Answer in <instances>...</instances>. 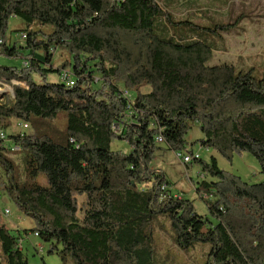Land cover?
Returning a JSON list of instances; mask_svg holds the SVG:
<instances>
[{
	"label": "trees",
	"instance_id": "trees-1",
	"mask_svg": "<svg viewBox=\"0 0 264 264\" xmlns=\"http://www.w3.org/2000/svg\"><path fill=\"white\" fill-rule=\"evenodd\" d=\"M10 18L24 23V44L8 42ZM169 23L195 25L158 0H0V55L21 60L0 63V194L61 264H162L158 228L181 250L207 244L201 264H264V178L245 182L192 150L245 151L264 174V73L210 65L212 46L170 35ZM55 51L67 55L59 64ZM12 119L31 130L7 133ZM193 127L202 136L188 141ZM162 149L211 178L196 191L212 195L201 198L212 220L152 167ZM16 231L0 217V264H29Z\"/></svg>",
	"mask_w": 264,
	"mask_h": 264
},
{
	"label": "rangeland",
	"instance_id": "rangeland-1",
	"mask_svg": "<svg viewBox=\"0 0 264 264\" xmlns=\"http://www.w3.org/2000/svg\"><path fill=\"white\" fill-rule=\"evenodd\" d=\"M171 14L172 20L189 19L194 22V26L188 27L169 23L167 26L170 35L179 37L184 34L186 37L198 36L212 46V58L210 65L226 63L233 65L236 69L252 68L255 75L264 73V0H158ZM184 1V2H183ZM220 24L227 25L226 30H219ZM161 28V26H160ZM160 28L157 31H160ZM24 23L19 19L10 18L6 31L8 42L24 44L21 34L25 32ZM67 55L54 52V62L59 64ZM0 63L5 65H21L18 58H8L0 55ZM71 76V75H69ZM36 82H43L41 76H34ZM48 82H59L56 73H46ZM98 86L99 83H95ZM7 91L11 92L8 87ZM143 92L148 91V87L142 88ZM131 94V93H129ZM23 121L12 119L7 133L29 132L31 127L23 128ZM57 126H61V121H56ZM202 136L197 127L186 136L188 141H193ZM189 144V142H188ZM160 147L164 145H159ZM113 149L125 150L127 144L121 140L112 143ZM194 152H198L200 157L209 162L214 156L220 169L239 176L243 181L256 183L264 178L258 161L248 152H234L230 159L222 157L214 149L200 147L199 144L192 146ZM153 168L162 170L169 182L171 192L179 197L192 199L196 210L202 216L213 219L208 211L207 205L201 198L212 199L208 192L201 194L196 191V187L201 180L210 181L207 174H202L197 162L190 164L182 163L180 157L173 151L162 149L155 154ZM10 157L18 164L20 176L23 177V164L19 152L10 153ZM9 210V214L3 212ZM0 217L3 222L17 235L16 229L20 230L24 238L22 250L29 264H61L59 255L54 252L49 254L48 244L43 243L38 237L32 235L33 221L23 215L4 194H0ZM25 230L30 233L28 237ZM166 229H156L155 241L162 248V252L167 256L162 264H201L206 259L209 246L207 244H196L193 248L181 250L171 241ZM157 247V246H156ZM60 249V247L58 246ZM158 248V247H157ZM159 249V248H158ZM66 264H72L70 260Z\"/></svg>",
	"mask_w": 264,
	"mask_h": 264
},
{
	"label": "built area",
	"instance_id": "built-area-1",
	"mask_svg": "<svg viewBox=\"0 0 264 264\" xmlns=\"http://www.w3.org/2000/svg\"><path fill=\"white\" fill-rule=\"evenodd\" d=\"M72 83H73L72 81L68 82V84H70V85H71ZM22 127H23V128H26L27 125H26V124H22ZM115 127H116V129H119V124H116ZM121 129H122V127L120 128V130H121ZM0 136L3 137L4 134H3V133H0ZM156 141H157V142H162V137H161V135L156 137ZM18 150H19V147H18V146H16V145H12V146H11V151H18ZM177 156L180 157V159L182 160V163H184V164L188 163V162L191 160L190 156L187 155V154H185V155H183V156H180V154H177ZM3 212H4L5 214H9V210H8V209H4Z\"/></svg>",
	"mask_w": 264,
	"mask_h": 264
}]
</instances>
